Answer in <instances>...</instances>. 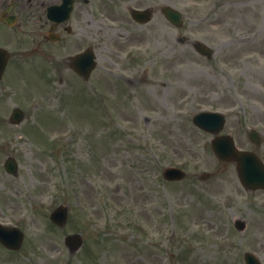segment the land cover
Instances as JSON below:
<instances>
[{"label":"rangeland","instance_id":"obj_1","mask_svg":"<svg viewBox=\"0 0 264 264\" xmlns=\"http://www.w3.org/2000/svg\"><path fill=\"white\" fill-rule=\"evenodd\" d=\"M212 22L214 47H226L221 42L225 37L252 32L261 39L220 53L213 59L212 68L206 60L199 59L195 73L190 69L175 71L163 62L168 51L162 50V83L165 80L167 84H162L160 93L158 88H153L157 97L160 98L159 94L162 97V107L156 105L153 110H162V114H150L159 118L142 121L140 115L135 117L136 109H124L126 101L119 97L113 115L128 122L106 124L98 145H91L93 149L82 146L83 153L77 143L71 152L64 147L47 154L45 149L52 137L56 140L74 130L77 140L81 136L78 126L89 125L98 103L92 98V107H83L78 92L48 96L39 88L31 92L22 88L18 79L15 86L20 89L14 100L23 103L28 113L36 104L39 111L22 127H0V219L20 225L26 236L18 253L11 254L0 247V264H180L176 263L175 239L181 237L180 233L190 239L204 238L198 230L203 220L208 231L232 241L221 248L223 251L219 250L212 264H235V257L239 259L240 255L241 247L237 243L241 234L233 229L234 218L243 219L249 227L244 236L245 245L264 254V246H259L254 235L256 229L264 230L263 214L254 216L252 209L243 205V194L237 187L232 167L224 170L213 163L208 137L190 133L183 122L189 120L196 108L237 103L240 117H246L249 123L259 122V112L264 109V70L258 69L254 53L264 57V0L259 4L252 1L246 7L226 8ZM206 27L211 29L207 25L203 29ZM165 41L170 40L165 36ZM184 54L189 56L188 51ZM173 57L168 61L174 62ZM220 67L231 72V80L221 75ZM12 83L7 79L8 86ZM94 83L100 88L105 85L102 90L105 95H110L116 86L103 76L95 77ZM150 85L153 87L154 83ZM229 87L233 88L230 90L235 100L238 99L234 103L233 96L228 95ZM116 88L122 96L126 95L123 88ZM33 94H37V102ZM105 95L102 99H107ZM178 97H186L187 113L176 114L175 118L172 111ZM29 98L30 102L25 104ZM1 105L3 112L10 108L8 100ZM231 116L226 130L241 143L235 114ZM18 130L29 134L31 139L23 134L20 139ZM95 131L99 132L98 128ZM137 133L142 136L137 143L128 138ZM203 144L204 152L200 151ZM8 156L18 163L17 177L8 176L3 170L2 164ZM175 159L185 160L186 167L196 162L200 166L198 177L213 170L224 172L206 182L191 177L183 184H164L160 173ZM72 186L77 189L75 195L71 194ZM58 203L70 208L69 223L63 230L51 228L48 221L49 211ZM117 207H122L121 214ZM114 223L120 224L118 229L108 228V224ZM74 233H81L87 242L75 256L62 243L64 235ZM230 243L235 244L233 248ZM202 255L193 252L191 261Z\"/></svg>","mask_w":264,"mask_h":264},{"label":"flooded vegetation","instance_id":"obj_2","mask_svg":"<svg viewBox=\"0 0 264 264\" xmlns=\"http://www.w3.org/2000/svg\"><path fill=\"white\" fill-rule=\"evenodd\" d=\"M54 2H57V0H51V1H50L49 3H47V4H51V3H54ZM27 4H28L30 7L21 4V5L19 6V8H18V9H19V12L23 13V14L28 18V20L33 21V18L38 19V12H39V10H40L42 4H43L42 1H40V0H27ZM38 21H39V19H38L35 23H38ZM51 26H52V24H50V27L47 29V32L53 31V32L58 33V28H53V29L51 30ZM60 26H61V25H60ZM62 29H63L64 31L66 30L67 33H68V28H67L64 24H63ZM58 34H59V33H58ZM59 39H60L61 42L64 41V37H60ZM52 59H53V58H52Z\"/></svg>","mask_w":264,"mask_h":264}]
</instances>
